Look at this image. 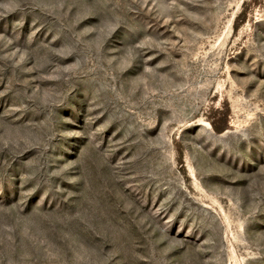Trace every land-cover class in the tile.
<instances>
[{
	"label": "rangeland",
	"instance_id": "rangeland-1",
	"mask_svg": "<svg viewBox=\"0 0 264 264\" xmlns=\"http://www.w3.org/2000/svg\"><path fill=\"white\" fill-rule=\"evenodd\" d=\"M0 264H264V0H0Z\"/></svg>",
	"mask_w": 264,
	"mask_h": 264
},
{
	"label": "trees",
	"instance_id": "trees-1",
	"mask_svg": "<svg viewBox=\"0 0 264 264\" xmlns=\"http://www.w3.org/2000/svg\"><path fill=\"white\" fill-rule=\"evenodd\" d=\"M210 125H211L212 129H213L215 132H217V133L223 131V129H224V128L221 127L219 124H217L215 121H210ZM180 154H181V153H180Z\"/></svg>",
	"mask_w": 264,
	"mask_h": 264
}]
</instances>
